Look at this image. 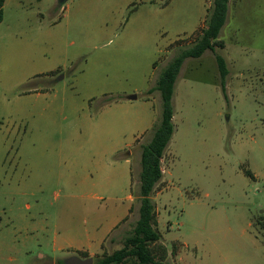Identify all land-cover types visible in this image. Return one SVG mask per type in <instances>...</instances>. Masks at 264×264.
I'll list each match as a JSON object with an SVG mask.
<instances>
[{
	"label": "rangeland",
	"instance_id": "obj_1",
	"mask_svg": "<svg viewBox=\"0 0 264 264\" xmlns=\"http://www.w3.org/2000/svg\"><path fill=\"white\" fill-rule=\"evenodd\" d=\"M211 1L4 0L0 264H98L123 247L138 218L140 145L160 114L148 90L196 41ZM218 40L226 97L209 50L185 59L174 84L151 196L150 250L164 264H264V0H230ZM121 204L128 215L84 252Z\"/></svg>",
	"mask_w": 264,
	"mask_h": 264
},
{
	"label": "trees",
	"instance_id": "obj_2",
	"mask_svg": "<svg viewBox=\"0 0 264 264\" xmlns=\"http://www.w3.org/2000/svg\"><path fill=\"white\" fill-rule=\"evenodd\" d=\"M0 0V22L2 20V6ZM229 0H212L206 19L196 41L189 47L179 50L167 63L160 73L154 87L148 94L158 92L160 98L159 118L150 129V139L140 145L139 174H138V218L130 234L124 239L123 247L111 255L101 258L98 264H164L162 256L156 260L150 247L160 239L157 230L155 203L151 199L152 193L162 178L161 159L174 132L172 118L174 110L172 95L179 70L185 59L199 58L209 50L214 55L219 76V86L224 97L225 80L228 74L223 57L215 53V48L223 49L224 44L218 40L220 31L226 23ZM248 175L251 177L250 173ZM86 256V255H85Z\"/></svg>",
	"mask_w": 264,
	"mask_h": 264
},
{
	"label": "crops",
	"instance_id": "obj_3",
	"mask_svg": "<svg viewBox=\"0 0 264 264\" xmlns=\"http://www.w3.org/2000/svg\"><path fill=\"white\" fill-rule=\"evenodd\" d=\"M230 1V0H229ZM228 7H229V3H228ZM228 16V13H227ZM227 20V19H226ZM224 44V43H223ZM226 63V62H225ZM227 68V67H226ZM228 71V70H227ZM137 99V96H136ZM173 119V118H172ZM127 201L129 203H131L132 200V196L129 195L127 197ZM120 209V212L118 214H116L112 220L110 221L108 227L104 230L103 234L97 239V240H92L89 241L87 244H85L84 246H81L80 248L84 251V252H91L92 250H95L96 248H100L103 239L116 227V225H118V223L120 221H122L127 215H128V210L130 209V204L129 205H119L118 206ZM98 230V229H97ZM182 256V255H181ZM181 256H178L177 260L178 262L180 261Z\"/></svg>",
	"mask_w": 264,
	"mask_h": 264
},
{
	"label": "water",
	"instance_id": "obj_4",
	"mask_svg": "<svg viewBox=\"0 0 264 264\" xmlns=\"http://www.w3.org/2000/svg\"><path fill=\"white\" fill-rule=\"evenodd\" d=\"M60 3H63L66 0H58ZM127 100L133 101L136 100V95H129ZM63 264H92L91 258L82 259L77 256H71L63 260Z\"/></svg>",
	"mask_w": 264,
	"mask_h": 264
}]
</instances>
